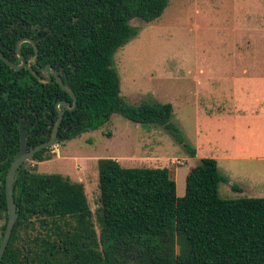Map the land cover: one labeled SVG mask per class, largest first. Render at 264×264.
Returning a JSON list of instances; mask_svg holds the SVG:
<instances>
[{
  "label": "trees",
  "instance_id": "16d2710c",
  "mask_svg": "<svg viewBox=\"0 0 264 264\" xmlns=\"http://www.w3.org/2000/svg\"><path fill=\"white\" fill-rule=\"evenodd\" d=\"M168 0H0V238L6 223L4 177L19 152V124L27 149L46 141L56 102L71 98L41 69L48 65L74 94L60 105L54 143L92 130L115 113L140 125L156 124L180 140L169 102L130 105L119 96L112 54L151 22ZM35 74L33 75L32 72ZM49 72V71H48ZM43 79L44 81H40ZM41 148L14 172L13 224L0 264H264V197L222 198L216 161L199 158L181 196L166 167H124L96 160L98 205L90 210L81 182L40 173L50 158ZM193 153V150H190Z\"/></svg>",
  "mask_w": 264,
  "mask_h": 264
},
{
  "label": "rangeland",
  "instance_id": "374dc122",
  "mask_svg": "<svg viewBox=\"0 0 264 264\" xmlns=\"http://www.w3.org/2000/svg\"><path fill=\"white\" fill-rule=\"evenodd\" d=\"M129 23L135 35L112 54L118 94L130 105L169 102L180 140L113 113L55 143L36 171L81 182L93 211L98 158L166 167L181 196L188 168L211 157L220 197H264V0H168L154 21Z\"/></svg>",
  "mask_w": 264,
  "mask_h": 264
},
{
  "label": "water",
  "instance_id": "95a60500",
  "mask_svg": "<svg viewBox=\"0 0 264 264\" xmlns=\"http://www.w3.org/2000/svg\"><path fill=\"white\" fill-rule=\"evenodd\" d=\"M23 42H27L30 43L32 48H33V56L31 59H29L27 61V64L29 62L34 63L35 59H36V55H37V47L34 44V42L27 37H23V38H19L16 43H15V53L16 56L19 60L18 63H13L8 61L3 54L0 52V59L10 68L12 69H19L22 68L24 65V61L22 56L19 53V47L20 44ZM49 71V72H48ZM32 72V71H31ZM41 73L43 75H45L46 77L49 76V73L53 76L54 81L59 85V87L66 92L69 97L71 98V105L68 106V102H65L63 100H60L58 102H56L55 107H56V112H57V116L56 119L54 120L50 132H49V136L47 138L46 141H42L38 144H36L35 146H33L32 148L27 149L24 145V132L21 129V126L19 124V152L16 154V156L12 159V161L10 162L8 169L6 171L5 177H4V195H5V204H6V223H5V227L4 230L2 232L1 238H0V258L3 254V251L7 245L10 233H11V229L13 227L14 222L16 221L17 218V212L15 211V206H14V201L12 198V180H13V176H14V172L15 170L18 168V166L20 164H22L23 162H25L26 160H28L35 152H37L38 150H40L41 148H47L49 146H51L54 143L56 134H57V128L58 125L60 123L61 117H62V111L61 109L58 107L59 105L65 109H72L75 106V97L73 92L71 91V89L66 85L63 84L62 81L60 80L59 75L48 65L44 66L41 69ZM33 75H35L32 72ZM40 81H44L43 79H40Z\"/></svg>",
  "mask_w": 264,
  "mask_h": 264
},
{
  "label": "built area",
  "instance_id": "2783aa9c",
  "mask_svg": "<svg viewBox=\"0 0 264 264\" xmlns=\"http://www.w3.org/2000/svg\"><path fill=\"white\" fill-rule=\"evenodd\" d=\"M54 144H55V143H53L51 146H49V147H48V149H49L50 147H53V146H54ZM54 151L56 152V149H55Z\"/></svg>",
  "mask_w": 264,
  "mask_h": 264
},
{
  "label": "crops",
  "instance_id": "0c3cea01",
  "mask_svg": "<svg viewBox=\"0 0 264 264\" xmlns=\"http://www.w3.org/2000/svg\"><path fill=\"white\" fill-rule=\"evenodd\" d=\"M57 152H58V151L56 150V154H55V156H56V157H57V156L59 157V155H58V153H57ZM47 160H48V159H47ZM43 161H44V160H43Z\"/></svg>",
  "mask_w": 264,
  "mask_h": 264
}]
</instances>
